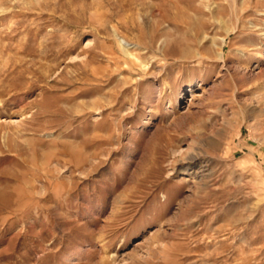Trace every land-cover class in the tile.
<instances>
[{
  "label": "rangeland",
  "instance_id": "1",
  "mask_svg": "<svg viewBox=\"0 0 264 264\" xmlns=\"http://www.w3.org/2000/svg\"><path fill=\"white\" fill-rule=\"evenodd\" d=\"M0 264H264V0H0Z\"/></svg>",
  "mask_w": 264,
  "mask_h": 264
},
{
  "label": "bare ground",
  "instance_id": "2",
  "mask_svg": "<svg viewBox=\"0 0 264 264\" xmlns=\"http://www.w3.org/2000/svg\"><path fill=\"white\" fill-rule=\"evenodd\" d=\"M225 41V40H224ZM2 198V197H1ZM3 199V198H2ZM4 200H5V198H4Z\"/></svg>",
  "mask_w": 264,
  "mask_h": 264
}]
</instances>
